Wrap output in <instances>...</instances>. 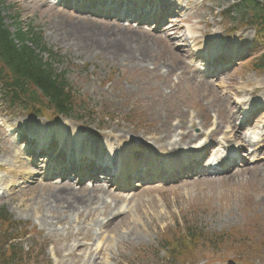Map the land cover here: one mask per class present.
<instances>
[{
    "label": "rangeland",
    "instance_id": "1",
    "mask_svg": "<svg viewBox=\"0 0 264 264\" xmlns=\"http://www.w3.org/2000/svg\"><path fill=\"white\" fill-rule=\"evenodd\" d=\"M178 1L184 9L176 19L183 23L182 29L166 35L155 26L147 29L149 26L121 23L102 15L88 17L64 6H53L49 0H4L7 22L19 16L23 27L31 26L42 35L45 46L62 58L57 70L66 72L69 83L89 100L88 106L94 111L91 119L80 123L65 119L51 123L54 133L50 130L46 134L49 151L64 154L79 143L83 151L106 154L105 143L120 154L132 151L131 156L145 151L163 154L166 159L183 156L191 146L181 143L184 132L194 137L203 133L209 140V134L218 127L219 133L213 138L223 135L229 130L225 115L231 107L234 109V102L247 96L255 104L264 102V63L255 60L256 69L261 66L262 71H254L252 64L264 53V39L257 40L252 28L231 20L225 12L239 0ZM82 19L96 21L98 27L129 26L136 37H146L153 62L130 65L75 47L65 33ZM189 30L200 36L198 47L213 53L216 60L240 50L248 55L206 86L203 81L207 78L195 69L196 63L185 58ZM259 107L263 110L264 103ZM45 122L0 106V207L5 208L10 220L5 230L0 224L1 248L8 241L4 235L9 231L27 229L31 235L17 244L25 251L31 249L33 257H40V264H264L259 244L264 237V156L255 159L248 154L250 163L233 173L192 177L170 185L159 183V188L137 185L124 193L115 188L94 193L84 185H71L84 198L77 205L78 211L57 210V206L49 205L51 194L63 185H48L46 177V171H54L48 165L57 158L51 154L42 159L46 166L40 171L37 165L42 163L28 153L32 145L16 144L7 133L13 129L27 140L39 142L38 134L44 131L37 125ZM258 125L255 120L253 127ZM208 147L209 153L213 143ZM185 224H196L203 235L242 228V238L253 246H237L228 254L213 256L195 249L181 259H173L167 251H161L165 238L185 229ZM245 251L246 258L233 255Z\"/></svg>",
    "mask_w": 264,
    "mask_h": 264
},
{
    "label": "trees",
    "instance_id": "2",
    "mask_svg": "<svg viewBox=\"0 0 264 264\" xmlns=\"http://www.w3.org/2000/svg\"><path fill=\"white\" fill-rule=\"evenodd\" d=\"M4 2L0 0V97L12 106L20 105L29 114L49 115L51 119L59 116L81 120L82 114L92 115L88 99L81 97L66 79V73L59 72L55 65L59 58L43 45L40 33L33 28L24 31L18 25L12 34L5 24L3 16ZM242 21H247L256 28H264V0H242L236 6ZM42 53L48 55L44 60ZM82 113V114H81ZM0 224L4 228L10 224L4 210L0 209ZM181 235L166 238L173 247V242L205 240V246H220L223 238L201 236L193 227L185 228ZM25 231L19 230L5 234L8 238L6 250L0 251V264H35L36 258L25 254L23 249L9 243L25 236ZM178 237V238H175ZM172 239V240H171ZM209 240V241H208Z\"/></svg>",
    "mask_w": 264,
    "mask_h": 264
},
{
    "label": "bare ground",
    "instance_id": "3",
    "mask_svg": "<svg viewBox=\"0 0 264 264\" xmlns=\"http://www.w3.org/2000/svg\"><path fill=\"white\" fill-rule=\"evenodd\" d=\"M178 8L179 3L177 2L175 9ZM82 11H84V9H82ZM98 26L99 25L96 23V21H91L90 19H82V21L75 23L72 27H70V31H67L65 34L70 43H74L75 47L77 48H80L82 46V48L91 55L106 54L107 56H112L113 58L120 60L122 63H128L130 65H143L153 62V52L151 48H149L148 40L145 36L138 38L139 36L135 35V32L129 30L130 28L124 29L122 27H119L117 24L116 26L112 27H110V25L103 24L102 27ZM178 28L179 26L174 25L172 26V28H168V31L170 33H174L175 31L179 30ZM240 52L242 53L243 51ZM203 83L206 86H210L212 84V82L209 80L203 81ZM225 116H228L227 123L235 132L236 141L245 146H254V144L246 141L247 137L241 132L242 129L238 128V126L235 124V121L237 119L236 116L238 117V114L233 112L232 107ZM192 127L194 128V126ZM37 128H41L44 131V133L41 131L38 134L40 137L39 143L42 144L40 148H46L45 144L48 140L46 134H50V130L52 129V127L50 125H47L46 123H42L40 125L38 124ZM184 129L185 127L182 128V130ZM171 132H169V135ZM76 135L81 136V134ZM183 142L192 144L195 142V137L192 136L189 132H184L181 139V143ZM79 148L81 147L78 143V152H80ZM261 150L264 151V149H260L259 151ZM260 154H262V152H260ZM130 158L131 153H129L128 151L127 154L122 157V160H124V164H126V162L130 160ZM93 190L94 193H99L100 190L103 189L95 187V189ZM80 196L81 195H79V192H75L69 184H64L60 189H56L52 192V201L49 205L57 206V210L67 209L70 211H78L77 205H79V203L83 202L84 200V198Z\"/></svg>",
    "mask_w": 264,
    "mask_h": 264
}]
</instances>
